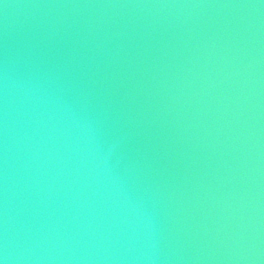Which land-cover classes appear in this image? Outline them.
Returning <instances> with one entry per match:
<instances>
[{"label": "water", "instance_id": "95a60500", "mask_svg": "<svg viewBox=\"0 0 264 264\" xmlns=\"http://www.w3.org/2000/svg\"><path fill=\"white\" fill-rule=\"evenodd\" d=\"M4 264H264V0H0Z\"/></svg>", "mask_w": 264, "mask_h": 264}, {"label": "clouds", "instance_id": "9594fccd", "mask_svg": "<svg viewBox=\"0 0 264 264\" xmlns=\"http://www.w3.org/2000/svg\"><path fill=\"white\" fill-rule=\"evenodd\" d=\"M0 264H4V260L3 259H0Z\"/></svg>", "mask_w": 264, "mask_h": 264}]
</instances>
